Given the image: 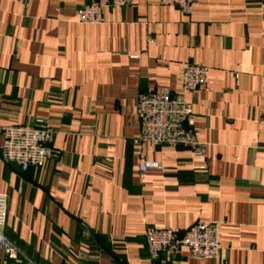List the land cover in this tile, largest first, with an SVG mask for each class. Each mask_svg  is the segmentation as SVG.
Wrapping results in <instances>:
<instances>
[{
	"label": "crops",
	"instance_id": "0c3cea01",
	"mask_svg": "<svg viewBox=\"0 0 264 264\" xmlns=\"http://www.w3.org/2000/svg\"><path fill=\"white\" fill-rule=\"evenodd\" d=\"M90 0H0V126L52 130L55 155L26 172L0 161V264H264V0H158L106 8ZM207 84L185 93L203 154L136 142L141 94L180 92L185 65ZM163 168L139 173L142 160ZM217 229L215 261L185 248L150 260L144 233Z\"/></svg>",
	"mask_w": 264,
	"mask_h": 264
},
{
	"label": "built area",
	"instance_id": "2783aa9c",
	"mask_svg": "<svg viewBox=\"0 0 264 264\" xmlns=\"http://www.w3.org/2000/svg\"><path fill=\"white\" fill-rule=\"evenodd\" d=\"M129 0H90L81 7L77 19L83 25L102 22L106 8L123 7ZM160 5L176 8L184 15L190 14L196 0H158ZM207 69L185 65L180 73V92L173 94L169 89L141 94L137 100L136 113L139 135L136 142L154 146H182L200 156L202 146L194 136V121L185 93L193 92L207 84ZM52 130L37 119L30 126H0V161L16 165L21 172L29 168L41 169L54 158L51 147ZM163 167L154 161L142 160L139 173L160 170ZM8 214V196L0 193V250L4 256L17 259L19 251L4 237L3 231ZM145 246L150 260L161 256L169 259L187 250L194 260L215 261L219 254L217 229L213 224L198 222L184 231L179 229H150L144 233Z\"/></svg>",
	"mask_w": 264,
	"mask_h": 264
}]
</instances>
